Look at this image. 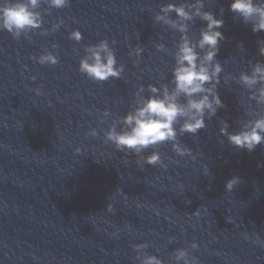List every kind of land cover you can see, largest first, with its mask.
<instances>
[{"label":"water","instance_id":"obj_1","mask_svg":"<svg viewBox=\"0 0 264 264\" xmlns=\"http://www.w3.org/2000/svg\"><path fill=\"white\" fill-rule=\"evenodd\" d=\"M169 2L181 0H71L50 15L42 6L43 28L31 40L0 31V264H140L139 244L163 264H176L178 249L199 264H264V145L249 153L219 131L226 121L237 132L240 121L256 118L249 111L261 110L242 86L224 83L264 63L257 43L264 32L234 18L232 0H205L218 19L224 10L219 31L226 39L216 59L224 68L218 91L225 107L197 135L179 138L196 159L177 156L166 143L142 155L160 152L167 170L141 168L135 154L104 142L114 121L135 107L141 86L145 97L149 85L172 86L180 35L154 23ZM60 19L63 26L52 32ZM202 27L196 20L190 35L198 38ZM75 30L83 34L79 43L69 39ZM105 39L125 72L100 84L79 72V62L85 47ZM160 43L166 51L156 50ZM137 46L142 56H130ZM45 49L59 64L32 59ZM106 110L111 116L101 123ZM93 129L98 136L88 135ZM233 177L241 183L228 192Z\"/></svg>","mask_w":264,"mask_h":264},{"label":"clouds","instance_id":"obj_2","mask_svg":"<svg viewBox=\"0 0 264 264\" xmlns=\"http://www.w3.org/2000/svg\"><path fill=\"white\" fill-rule=\"evenodd\" d=\"M70 4L71 0H0V31H7L16 40L22 36L31 40L30 33L43 28L42 6H47V14L50 15V9L59 10ZM205 8V0H181L179 3L169 2L159 6L154 23L180 35L174 53L172 86L164 84L158 88L149 85L147 91L151 95L147 97L143 95L145 88L141 86L135 94V107L126 116L114 121L104 133L105 143L110 142L117 151L139 157L136 162L141 168L147 164L167 170L168 166L160 152L152 151L147 157L142 155L145 151L166 143L172 145L177 156H191L195 160L196 156L191 149L185 147L179 138L185 134L197 135L207 127L206 120L216 117L218 110L225 107L218 91L224 68L216 59L220 42L226 39L219 31L224 26V10L221 8V18L218 19L212 11H206ZM230 11L234 18L242 20L246 25L250 24L253 32H264V0H232ZM196 20L206 24V27L200 29L198 38L190 35ZM63 24L64 20L60 19L51 31H57ZM48 34L49 30L41 33L44 36ZM69 39L79 43L83 40V34L79 30L72 31ZM257 43L258 54L264 56V40ZM57 47L52 45L53 49ZM155 47L159 52L166 51L163 43L156 44ZM84 52L85 55L79 62V72L82 75L100 84L122 78L125 67L118 65L115 50L110 47L107 39L85 47ZM143 52L144 48L137 46L129 55L139 58ZM32 59L41 65L59 64V57L47 49L44 54L38 58L33 56ZM32 79L35 80L36 77L33 76ZM229 81H235L246 89L249 92L248 100L255 101L261 110L249 111L247 115L256 118L240 121L239 131L234 133L229 132L226 121H221L220 135L226 137L232 146L251 153L258 146L264 145V63L252 64L250 73L241 72L238 78L229 74L224 80L225 85ZM36 94L43 93L38 89ZM110 116V111H104L100 122L104 123ZM88 135L96 137L98 133L93 129ZM76 151L81 152L80 149ZM239 183L240 178L233 177L226 183V190L233 191ZM194 214L199 216L200 212L196 211ZM147 248V244L136 245L134 251L138 254L135 259L140 264H163L157 256L149 255L145 251ZM191 249L199 250V245L193 242ZM173 259L176 264H199L198 258L192 256L187 249L176 250Z\"/></svg>","mask_w":264,"mask_h":264}]
</instances>
